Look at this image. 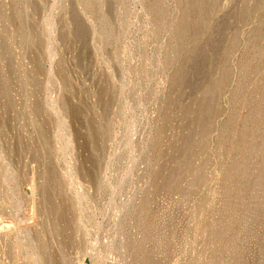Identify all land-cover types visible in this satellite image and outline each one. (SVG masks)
<instances>
[{"label": "rangeland", "instance_id": "374dc122", "mask_svg": "<svg viewBox=\"0 0 264 264\" xmlns=\"http://www.w3.org/2000/svg\"><path fill=\"white\" fill-rule=\"evenodd\" d=\"M0 264H264V0H0Z\"/></svg>", "mask_w": 264, "mask_h": 264}]
</instances>
